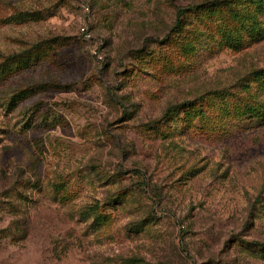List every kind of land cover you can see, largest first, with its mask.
I'll list each match as a JSON object with an SVG mask.
<instances>
[{"label": "rangeland", "instance_id": "1", "mask_svg": "<svg viewBox=\"0 0 264 264\" xmlns=\"http://www.w3.org/2000/svg\"><path fill=\"white\" fill-rule=\"evenodd\" d=\"M202 1L0 0V264H264V10Z\"/></svg>", "mask_w": 264, "mask_h": 264}, {"label": "trees", "instance_id": "2", "mask_svg": "<svg viewBox=\"0 0 264 264\" xmlns=\"http://www.w3.org/2000/svg\"><path fill=\"white\" fill-rule=\"evenodd\" d=\"M229 4L230 7V12L234 16H239V7L238 5H242V7H245V2L242 0H208V1H202L200 3L192 4L190 6H182L179 7L176 10V18H175V25L178 27L181 26V24L184 23L185 20V13L187 9L191 10L193 8H200V7H211V6H216L219 5L220 3H226ZM251 4L255 5L258 7V9L254 12H248L247 15L249 18H253L254 23H256V17L255 13L258 11H263L264 10V0H250ZM247 8V7H246ZM219 11L216 12L217 17L220 18L221 20H224L225 18L223 14L219 15ZM242 19L239 20L238 22V27H240V23L242 22ZM226 28L229 27V25L225 22ZM46 41L40 42V43H34L31 44L30 48H24L20 51L17 52H11L7 55H0V83H2L5 79H7L11 74L16 73L25 67L31 66L35 62H38L45 53V44ZM29 49V50H28ZM259 69L256 70L257 74H259ZM34 91L33 85L25 86L19 89H15L12 95L10 96L8 100V106L10 107L11 105H16V103L29 94H31Z\"/></svg>", "mask_w": 264, "mask_h": 264}, {"label": "built area", "instance_id": "3", "mask_svg": "<svg viewBox=\"0 0 264 264\" xmlns=\"http://www.w3.org/2000/svg\"><path fill=\"white\" fill-rule=\"evenodd\" d=\"M85 7H86V9L88 8L87 5H86ZM80 31H81L82 35H83L85 38H90V37H91V33H90V31L88 30V28H87L85 25H84V26L82 25V26L80 27ZM93 52L97 54L95 48L93 49ZM97 55H98V54H97ZM98 56H99V55H98Z\"/></svg>", "mask_w": 264, "mask_h": 264}]
</instances>
